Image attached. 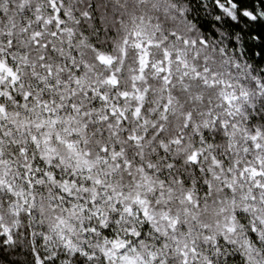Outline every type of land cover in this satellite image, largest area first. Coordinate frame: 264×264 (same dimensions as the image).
Segmentation results:
<instances>
[{"label":"clouds","instance_id":"9594fccd","mask_svg":"<svg viewBox=\"0 0 264 264\" xmlns=\"http://www.w3.org/2000/svg\"><path fill=\"white\" fill-rule=\"evenodd\" d=\"M0 65V264H264V0H0Z\"/></svg>","mask_w":264,"mask_h":264},{"label":"snow or ice","instance_id":"6c2138e0","mask_svg":"<svg viewBox=\"0 0 264 264\" xmlns=\"http://www.w3.org/2000/svg\"><path fill=\"white\" fill-rule=\"evenodd\" d=\"M3 69H4V66L0 65V71H2ZM7 75L10 76V77H14L15 76V74L13 73L11 68L7 69Z\"/></svg>","mask_w":264,"mask_h":264}]
</instances>
